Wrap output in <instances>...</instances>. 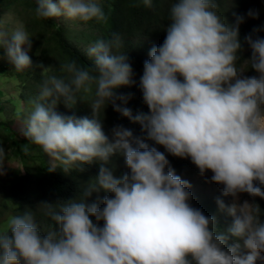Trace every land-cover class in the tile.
<instances>
[{"label":"clouds","instance_id":"9594fccd","mask_svg":"<svg viewBox=\"0 0 264 264\" xmlns=\"http://www.w3.org/2000/svg\"><path fill=\"white\" fill-rule=\"evenodd\" d=\"M151 8L153 0H141ZM38 19L64 17L87 23L106 21L99 0H35ZM165 39L153 46L142 66L139 90L148 112L133 115L129 97L118 89L133 83L127 53L119 52V34L97 39L87 49L92 67L66 62L42 81L23 136L48 157V172L83 171L99 165L79 198L41 202L36 210L51 223L41 226L35 212L14 215L0 232V264H255L264 260V24L241 41L239 27L259 13L234 14L229 24L217 0H173ZM250 57L241 60L243 45ZM29 33L0 22V48L17 72L32 67ZM242 63L238 66V62ZM245 66L247 70H245ZM251 69L256 73L245 76ZM92 117H66L81 92H92ZM80 101V100H79ZM138 124L143 138L130 129H103L105 109ZM151 142V146L150 143ZM164 149L163 152L158 147ZM167 154V155H166ZM188 159L201 176L231 197L219 211L232 217L226 231L216 217L192 206L191 185L175 173L167 156ZM122 157L127 171L114 175L110 158ZM6 151L0 146V176L6 174ZM105 193L89 202L95 193ZM231 238L232 243L228 244ZM242 242V243H241ZM247 254L241 255V249Z\"/></svg>","mask_w":264,"mask_h":264},{"label":"trees","instance_id":"16d2710c","mask_svg":"<svg viewBox=\"0 0 264 264\" xmlns=\"http://www.w3.org/2000/svg\"><path fill=\"white\" fill-rule=\"evenodd\" d=\"M172 2L173 0H153L152 7L146 8L141 0H99L107 17L106 21L92 20L84 23L78 20L84 29L77 32L60 27L53 18H36L34 0H0V7L9 11L29 33L31 47L24 50L28 52L32 63L30 69L17 72L4 59L3 49L0 48L1 70L2 72L11 70L12 76L19 82L21 87L19 100L24 103H33L38 96L42 81L48 75L55 74L67 78L68 74L60 71L62 64L71 61L85 69L92 67V59L82 47L92 45L97 39L110 40L113 34H119L124 44L118 51L127 53L133 69V83L118 89V94L129 97L125 106L131 109L133 115L137 112L147 113L148 109L142 102V94L138 87L139 79L142 75L143 63L148 59L149 50L157 46L154 43L162 44L165 39L164 29L170 22L168 13ZM217 2L219 11L229 24L234 22V14L244 15L249 9L259 13V9L264 8V0H217ZM261 24H264V14L259 13L256 19L246 18L239 27L241 41L252 32L253 28ZM259 35L264 36V33ZM242 47L241 60L243 61L249 58L251 53L246 44ZM36 61L39 65H35ZM77 98L78 101L72 108H66L61 102L57 105L56 111L66 117L91 118L92 111L88 104L94 98V87L92 92H81ZM4 110L5 108L0 104V114ZM101 118H103V129L106 134H110L113 126L119 125L130 129L133 137H144L138 124L121 117L119 113L112 110L111 106L105 109L104 116L101 115ZM2 125L0 123V146L10 139L12 155L17 154L22 170L19 173L7 169L6 174L0 176V226L10 217L31 210L35 212L41 226L47 228L51 222L36 210L37 206L45 201L53 203L66 201L74 196L79 198L84 184L98 175L99 165L96 163L85 165L80 172L75 169L64 172L61 168L48 172L50 163L42 150L27 141L28 146L18 147L23 141L19 140L13 131H9V138L4 136L1 130ZM4 127L6 128V124ZM149 143L151 146V142ZM158 150L164 151L162 147H158ZM167 158L176 174L190 175L198 171L188 159H179L170 155ZM108 167L116 176L127 171L123 158L119 156L111 157ZM99 196L100 193H94L89 198V202L97 200ZM252 200L264 212V200L259 198H252ZM197 208L201 209L206 216H215L216 227L220 231H226L232 223L230 219L218 216L217 208L212 202H202ZM261 220L264 221V215L261 216ZM231 243L230 238L228 244Z\"/></svg>","mask_w":264,"mask_h":264},{"label":"rangeland","instance_id":"374dc122","mask_svg":"<svg viewBox=\"0 0 264 264\" xmlns=\"http://www.w3.org/2000/svg\"><path fill=\"white\" fill-rule=\"evenodd\" d=\"M259 13L264 14V8L259 9ZM53 19L60 27L64 29H69L71 31L77 32L82 31L84 29L79 24L78 20H70L64 17ZM0 22H3L10 29L21 27L20 22L16 20L15 17L11 15L9 11L2 9L1 7ZM154 45L159 46L160 44L154 43ZM88 47H82V49L87 53ZM241 63L242 62H238V66ZM35 65H39V62L36 61ZM245 70H247L246 66ZM244 75L253 76L256 75V73L252 72L249 68L248 71L244 73ZM20 91V84L17 79L12 76L11 70L2 72L0 64V104L3 105V107L5 108L4 112L0 114V123L3 124L1 128L2 134L8 137L9 131L15 132L17 134V138L23 141L18 147H24L25 145L28 146V144L26 143L27 140L22 134L24 128V119L26 118L27 114L31 111L33 103H24L20 101L18 98ZM4 124H6V128L4 127ZM9 140L10 139L2 143V147L6 151L5 163L9 167L7 168L9 171H17L20 173L22 167L20 165L17 154L12 155V147L9 144ZM177 175L181 176L182 179L187 180L191 185L190 191L192 194V206L197 207L201 205L202 202H212L217 208L219 217L223 219H230L232 221V217L228 216L226 212L219 211L216 203L217 200L220 199L223 200L224 204L227 206L231 204L232 198L224 197L221 195L222 186L211 182L210 178L212 174L210 172H206L204 176H201L198 171L190 175ZM104 195L105 193L101 192L100 196L98 197L99 200H102ZM245 200L249 201L250 203L253 202L252 197H249L247 194H240L238 202H243ZM10 218L6 223L0 226V232L8 230V222ZM240 254L246 255L247 250L242 248ZM255 264H264V260L257 259L255 261Z\"/></svg>","mask_w":264,"mask_h":264}]
</instances>
